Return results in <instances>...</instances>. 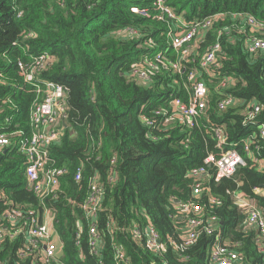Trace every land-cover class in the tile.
Wrapping results in <instances>:
<instances>
[{
  "label": "trees",
  "instance_id": "trees-1",
  "mask_svg": "<svg viewBox=\"0 0 264 264\" xmlns=\"http://www.w3.org/2000/svg\"><path fill=\"white\" fill-rule=\"evenodd\" d=\"M153 3L154 0H0V73L11 82V86H0V98L9 99L0 113V123L14 115L10 128L18 124L29 132L28 112L35 91L23 84L16 64L18 60L26 61L28 55L48 53L54 61L41 78L68 90L66 127L59 143L51 147V157L57 168L69 169L62 183L67 195L78 203L84 199L89 176L98 171L106 187L99 231L105 232L107 218L116 223L114 236L122 244L129 264H161L163 260L133 242L121 229L135 223L143 227L149 220L162 241L177 238L183 219L174 218L175 212L180 204L192 200L203 208L205 218L217 219L220 243L236 244L234 249L242 264H262L254 233L243 230L244 215L232 196L242 194L264 212V171L248 164L229 178L217 183L211 180L210 195L218 201L214 206L209 205L207 194L192 198L188 178L192 169L203 165L208 153L219 156L224 151L216 148L215 141L205 134L207 121L225 127L228 143L235 145L247 163L242 142L256 131L255 127L242 125L238 108L218 113L215 95L207 118L201 119L198 128L173 125L166 132L151 130L158 138L156 142L147 136V129L139 120V115H147L152 109L167 108L171 96L185 98L182 85L186 74H153L148 88L127 79L129 71L145 55L164 52L170 60L175 58L167 35L173 20H158ZM165 5L186 22L217 14L225 16L209 31L200 52L214 42L218 29L233 22L234 14L251 16L264 24V0H165ZM131 7L148 10V17L131 12ZM238 28H230L229 35H220L226 56L221 61L220 78L213 80L215 85L210 90L218 86L220 79L233 78L235 83L225 92L245 102H257L262 108L258 123L264 124L263 62L247 59ZM127 29L136 34L120 36ZM150 39L154 41L152 46L147 44ZM261 155L264 156V149ZM80 166L84 168L83 176L76 184L73 172ZM110 168L116 173L114 183H107ZM24 169L22 154L14 149L0 152V214L7 202L36 205L27 189ZM55 207V230L63 244L62 263L99 264L89 253L86 239L82 243L84 261L76 256L71 233L80 212L61 200ZM85 227L84 223V237ZM215 235L216 232L212 236L201 235L180 257L169 252L165 256L167 264H208V248ZM105 241L101 261L115 264L107 233ZM17 248V243H4L0 262L11 264L16 260Z\"/></svg>",
  "mask_w": 264,
  "mask_h": 264
},
{
  "label": "built area",
  "instance_id": "built-area-1",
  "mask_svg": "<svg viewBox=\"0 0 264 264\" xmlns=\"http://www.w3.org/2000/svg\"><path fill=\"white\" fill-rule=\"evenodd\" d=\"M153 9L157 12L158 20H173V26L167 35L175 58L170 60L164 52L145 55L127 74L128 81L148 88L151 86L153 74L162 72L167 73L169 77L186 74V82L182 85L185 91L184 99L171 96L167 108H155L147 115H139L141 124L147 129V136L156 142L158 138L151 130L162 129L166 132L173 123L184 129H195L200 126L201 119L207 118L212 99L209 96L208 83L220 78L218 72L221 61L226 56L222 53L220 35H229L230 28L239 27L238 32L243 35V51L247 59L250 62L261 59L264 71V24L251 16L234 14L231 16L233 22L218 29L214 42L200 52V46L207 34L218 20L225 17L224 15L217 14L203 20L186 22L182 15L165 5V0H154ZM130 10L144 17L149 15L146 9L131 7ZM135 34L132 29L123 32L124 37ZM227 39L230 42L233 40L230 37ZM147 44L152 46L154 41L150 39ZM27 57L26 61H17L16 71L23 84L35 91V99L28 112L29 132L18 124L10 128L14 115L7 117L0 123V152L14 149L24 156L27 189L34 196L36 205L6 203V209L0 214V247L4 243L18 244L17 259L12 260L11 264H64L61 260L63 244L54 230L57 214L55 204L61 200L80 212V216L75 218L71 233L79 261H84L82 243L86 239L89 253L99 264H103L101 259L107 233L110 236V248L115 264H129L130 259L122 244L114 236L117 231L116 223L107 218L105 232L102 234L99 231L98 220L100 213L104 211L106 187L98 171L89 176L87 191L81 202L78 203L75 198L67 195L62 180L68 176L69 169L55 166L56 162L51 157L50 149L59 143L66 127L68 90L62 85L41 78L43 72L51 67L54 61L52 56L42 53ZM232 79H220L218 88L223 91L217 95L215 109L218 113H224L229 108H238L242 125L253 126L256 131L242 142L243 151L249 161L247 163L234 149L235 145L228 143L225 127L207 121L205 134L215 141L216 148H224V151H221L219 156L208 153L203 165L192 169L188 178L191 180L192 198L207 194L210 206L218 203L217 199L210 195L211 180L217 183L222 178H229L236 169L248 164L251 168L264 171V156L261 155V150L264 149V124L258 123L262 108L257 102H245L226 93L225 90L235 83ZM0 86H11V82H8L2 73ZM8 101L9 99L0 98V113ZM113 164L114 159L111 160V165ZM83 171L82 166L75 168L73 181L76 184L80 183ZM106 178L107 183L115 182L114 168H110ZM233 198L244 215L242 228L245 232L254 233L256 250L264 264V212L257 207L254 200L241 194H235ZM203 214V208L193 200L180 204L174 218L179 216L183 219V225L177 231V238H168L166 241H162L149 220L143 227L135 223L121 229V232L127 233L133 242L144 247L152 256L163 260L161 264H167L165 256L169 252L180 257V253L195 244L201 235L212 236L216 232L208 248V264H242L240 255L234 249L236 244L220 243L217 219L213 216L205 218ZM10 254L8 252L7 255L10 257ZM0 264L8 263L1 261Z\"/></svg>",
  "mask_w": 264,
  "mask_h": 264
},
{
  "label": "rangeland",
  "instance_id": "rangeland-1",
  "mask_svg": "<svg viewBox=\"0 0 264 264\" xmlns=\"http://www.w3.org/2000/svg\"><path fill=\"white\" fill-rule=\"evenodd\" d=\"M156 15H157V14H156ZM121 35H123V34H120V36H121ZM232 80H233V83H234V79H232ZM219 82H220V81H219ZM214 85H215V84L208 83V87H209V89L212 88ZM222 91H223V90L219 89L218 86H217V87L214 88L213 90H210V91H209V96L212 98L213 95L217 96L218 93H219V92H222ZM173 125H174V123L171 124L170 127L173 126ZM234 195H235V194H234ZM234 195H233V196H234ZM241 195H242V194H241ZM233 196H232V197H233Z\"/></svg>",
  "mask_w": 264,
  "mask_h": 264
},
{
  "label": "crops",
  "instance_id": "crops-1",
  "mask_svg": "<svg viewBox=\"0 0 264 264\" xmlns=\"http://www.w3.org/2000/svg\"><path fill=\"white\" fill-rule=\"evenodd\" d=\"M65 187V186H64ZM66 188V187H65ZM256 203V202H255ZM55 224H56V221L54 222V230H55ZM56 231V230H55ZM58 234V233H57ZM59 236V235H58ZM60 238V237H59Z\"/></svg>",
  "mask_w": 264,
  "mask_h": 264
}]
</instances>
